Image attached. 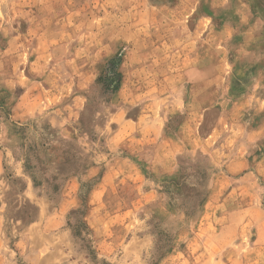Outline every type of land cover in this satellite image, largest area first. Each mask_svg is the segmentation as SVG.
Returning a JSON list of instances; mask_svg holds the SVG:
<instances>
[{"label": "rangeland", "instance_id": "1", "mask_svg": "<svg viewBox=\"0 0 264 264\" xmlns=\"http://www.w3.org/2000/svg\"><path fill=\"white\" fill-rule=\"evenodd\" d=\"M251 5L264 15L254 0H0V264H264L252 231L242 247L197 231L254 202L211 214L236 131L225 80L264 96Z\"/></svg>", "mask_w": 264, "mask_h": 264}, {"label": "crops", "instance_id": "2", "mask_svg": "<svg viewBox=\"0 0 264 264\" xmlns=\"http://www.w3.org/2000/svg\"><path fill=\"white\" fill-rule=\"evenodd\" d=\"M254 2L257 6L261 7L264 1L254 0ZM250 8L254 14L251 13L252 18L262 20L264 25V15L258 14L252 5ZM234 19L239 21L238 17ZM259 37L255 38V41L256 39L257 41L250 45L249 52L251 55L262 53V50H260V45L262 44L258 40H261L263 37L261 39ZM241 62L243 66L241 68L242 71L249 68L252 70L260 69V66H262L261 62L249 64L245 58H242ZM237 75L238 78L235 80L233 77L225 80L228 90L227 98L233 100L231 101L233 104L232 119L226 116L225 119H229L233 123L236 131L232 134L229 133L227 136L225 135V176L217 178L213 187V190L216 187L220 190V183L225 184V194L221 200L217 201V205L213 206L215 210L211 214L214 215L217 210L225 207V205H229L232 199L250 198L254 199V202L242 204L234 201L232 204L236 206V209L231 211V213L224 212L220 218L213 216L216 220L215 226L214 224L211 226L209 223H205L204 226H198L197 231H201L203 237L197 234V239L200 240V237H202L201 241L214 239L220 247H225V245L242 247L244 246L246 234L252 231L253 238L251 240L253 244L264 252V226H247L249 222H254L253 218H248L247 216L250 214V211L257 212L260 220H264V209H261L259 212L257 211V206L259 205L264 208V96L256 97L250 101V97L246 95V90L244 89L247 84L245 75ZM239 86L242 88L240 89ZM172 143L175 144L173 141L169 145L172 146ZM215 151L216 149H212L211 156H215ZM115 168L116 165H113L107 170V173L109 171L110 174ZM129 169L130 171L136 170L132 164H129ZM101 181L104 182V176H102ZM257 184L260 185L258 186ZM213 190L211 195L209 193L210 197L213 198L211 201H214L215 198ZM205 203L206 200L203 206ZM235 220L238 222L242 220V224H246L245 226H241V222L238 223ZM235 259L240 262L243 260V257L238 256Z\"/></svg>", "mask_w": 264, "mask_h": 264}, {"label": "trees", "instance_id": "3", "mask_svg": "<svg viewBox=\"0 0 264 264\" xmlns=\"http://www.w3.org/2000/svg\"><path fill=\"white\" fill-rule=\"evenodd\" d=\"M120 63H121V58L120 57L111 59L110 61L107 62V66H106V69H105L104 77L102 79V83L106 84V79L111 80L110 81V91H111V93H115L118 90V88H119L121 76L117 72V70H118V67H119ZM93 259L96 260V255L95 254L93 255Z\"/></svg>", "mask_w": 264, "mask_h": 264}]
</instances>
